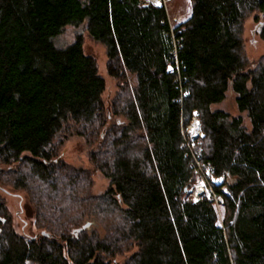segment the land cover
Masks as SVG:
<instances>
[{
  "label": "trees",
  "instance_id": "obj_1",
  "mask_svg": "<svg viewBox=\"0 0 264 264\" xmlns=\"http://www.w3.org/2000/svg\"><path fill=\"white\" fill-rule=\"evenodd\" d=\"M190 1L172 25L145 0H0V191L24 192L40 230L18 233L0 195V264H264V57L242 38L260 12L264 40V0ZM83 23L118 84L110 113L82 36L55 44ZM229 90L238 115L212 108ZM72 135L97 145L103 193L60 158ZM198 176L213 197L189 196Z\"/></svg>",
  "mask_w": 264,
  "mask_h": 264
},
{
  "label": "rangeland",
  "instance_id": "obj_2",
  "mask_svg": "<svg viewBox=\"0 0 264 264\" xmlns=\"http://www.w3.org/2000/svg\"><path fill=\"white\" fill-rule=\"evenodd\" d=\"M162 5L165 6L169 20L172 25H176L186 21L191 13V1L190 0H161ZM263 22L262 13H253L245 21L243 28V43L244 51L251 61L253 67L256 66L257 62L264 57V40L260 37V25ZM78 36H82L84 41V50L87 55H90L96 59L99 73L104 77L106 81V91L103 95L105 105L108 113H110V105L113 99L118 93V84L108 75V57L106 48L96 43L91 39L87 32V24L68 26L65 28L63 33L58 36L55 40V44L60 48H65L73 44ZM236 95L232 90L227 93L226 100L221 103L214 105L212 108L215 111L221 110L228 112L233 115H238V109L235 103ZM123 120V119H121ZM245 123L249 126V121L246 119ZM97 150V145H90V143L81 136L72 135L65 138L62 141L59 155L60 158L67 164L75 168L88 169L93 172V194L103 193L108 185L109 181L98 171H95L91 161V154ZM214 184L216 181L212 179ZM8 189V188H7ZM8 192L0 191V195L7 202L9 212L13 218V226L15 230L27 237H33L40 234V230L35 227L34 219L30 216L26 207L27 198L24 192L13 191L8 189ZM189 196L197 199L200 196L213 197V191L210 187V182L202 176H198L197 183L189 191ZM217 209L219 213H222V199L217 198L216 200ZM124 257H119L115 264H124Z\"/></svg>",
  "mask_w": 264,
  "mask_h": 264
},
{
  "label": "built area",
  "instance_id": "obj_3",
  "mask_svg": "<svg viewBox=\"0 0 264 264\" xmlns=\"http://www.w3.org/2000/svg\"><path fill=\"white\" fill-rule=\"evenodd\" d=\"M145 1H146L147 4H153V5L156 6V4L153 3L151 0H145ZM174 71H175L174 70V67H172V66H169L168 67V72L170 74H173ZM185 136H186V138L188 137L189 140H195L197 138L203 137V133H202L201 128H200V121L198 120L196 114H194V117H193V120H192L191 124L186 128ZM197 166H198V172L201 175H203V168H202V166L199 163H198ZM208 173H210V170L209 169L206 172V174H208ZM214 180L216 181V184L217 185L221 183V180L220 179H214Z\"/></svg>",
  "mask_w": 264,
  "mask_h": 264
},
{
  "label": "water",
  "instance_id": "obj_4",
  "mask_svg": "<svg viewBox=\"0 0 264 264\" xmlns=\"http://www.w3.org/2000/svg\"><path fill=\"white\" fill-rule=\"evenodd\" d=\"M156 6H157V7H161L162 4H160V5H157V4H156ZM12 168L14 169L15 167L13 166ZM88 226H89V225H85L84 227L75 230V231L73 232L74 236H77V235H78L83 229L88 228Z\"/></svg>",
  "mask_w": 264,
  "mask_h": 264
},
{
  "label": "bare ground",
  "instance_id": "obj_5",
  "mask_svg": "<svg viewBox=\"0 0 264 264\" xmlns=\"http://www.w3.org/2000/svg\"><path fill=\"white\" fill-rule=\"evenodd\" d=\"M153 3L157 4V5H160L161 3V0H151Z\"/></svg>",
  "mask_w": 264,
  "mask_h": 264
}]
</instances>
